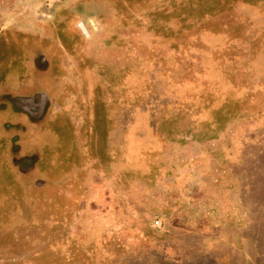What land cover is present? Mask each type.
<instances>
[{
    "label": "rangeland",
    "instance_id": "374dc122",
    "mask_svg": "<svg viewBox=\"0 0 264 264\" xmlns=\"http://www.w3.org/2000/svg\"><path fill=\"white\" fill-rule=\"evenodd\" d=\"M72 11L0 0V264H264V0Z\"/></svg>",
    "mask_w": 264,
    "mask_h": 264
},
{
    "label": "flooded vegetation",
    "instance_id": "af4514ba",
    "mask_svg": "<svg viewBox=\"0 0 264 264\" xmlns=\"http://www.w3.org/2000/svg\"><path fill=\"white\" fill-rule=\"evenodd\" d=\"M93 0H69V5L71 6V11H75L79 14L80 17H82L83 19V15H84V12H86L87 8H88V5L92 2ZM56 7V6H55ZM72 11V12H73ZM89 17V19H96L94 15H89L87 16ZM88 19V18H87ZM78 28L80 29V31L82 33H84L86 36H88V31L85 27V19L82 20V22H80L78 24ZM151 223L148 222L147 223V226H150ZM164 225L166 226V223H164ZM163 225V226H164Z\"/></svg>",
    "mask_w": 264,
    "mask_h": 264
}]
</instances>
